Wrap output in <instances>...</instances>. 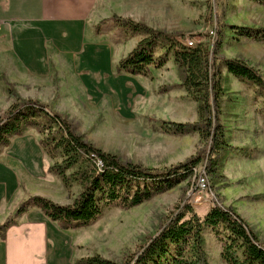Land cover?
Segmentation results:
<instances>
[{
	"label": "rangeland",
	"instance_id": "374dc122",
	"mask_svg": "<svg viewBox=\"0 0 264 264\" xmlns=\"http://www.w3.org/2000/svg\"><path fill=\"white\" fill-rule=\"evenodd\" d=\"M103 1L106 2L102 19L94 27L96 32L103 33V39L116 43L123 55L139 39L149 37L145 30L134 31L118 24L115 16L164 32L171 40L159 38L154 57L168 52L167 63L161 68L152 66L148 76H132L118 71L119 62L113 72L116 78H111L105 73H95V65L83 62L77 78L68 79L67 73L64 74L65 85L58 88V94L55 87L47 90L35 86L28 91L34 90V97L42 99L49 115L59 114L78 136L116 155L123 163L161 172L199 153L208 156L209 146L201 142L198 133L179 134L163 128L164 122L198 121L197 104L182 86L171 45L178 47L188 40L194 41L195 46L210 45L214 36L211 33L218 35L221 25L225 24L220 56L242 60L264 77V38L255 31L243 37L231 29V26L264 28V5L256 0ZM100 76H104L103 80H99ZM99 81L105 82L104 86L100 87ZM59 83L57 79L55 86ZM222 84L220 118L230 148L222 157L219 176L213 178L207 174L204 158L194 175L177 180L179 182L172 187L158 191L143 204L131 209L111 206L90 225L66 230L71 248L62 264H75L79 259L96 255L122 264L142 252L185 204L192 205L201 218L216 204L232 208L264 242V91L229 74L225 67ZM110 88L114 92L110 93ZM2 92L0 116L15 103L8 97L7 88ZM61 92L68 94L64 96ZM45 133L34 126H25L11 137L9 146L1 147L0 154L15 153L18 148L30 151L31 158L19 165L22 171L31 174L29 181L24 177L21 182L29 197L40 196L57 204L70 205L82 189L78 184L66 188L61 178L51 172V167L61 162L62 157L60 152L50 154L42 145ZM72 173L73 170L68 172ZM201 175L207 177L205 187L199 180ZM27 188H32L30 193ZM28 205L27 210L37 208L31 202ZM204 235L210 264H226L221 258L222 245L213 230L207 228Z\"/></svg>",
	"mask_w": 264,
	"mask_h": 264
},
{
	"label": "trees",
	"instance_id": "16d2710c",
	"mask_svg": "<svg viewBox=\"0 0 264 264\" xmlns=\"http://www.w3.org/2000/svg\"><path fill=\"white\" fill-rule=\"evenodd\" d=\"M264 5V0H256ZM118 24L134 31L145 30L149 37L142 39L136 48L123 58L119 72L132 76H148L150 68L163 67L168 52L154 57L157 40H171L164 32L154 31L133 21L114 17ZM225 24L218 35L214 33L210 45L194 48L171 45L174 62L182 76V86L197 104L196 123L164 122L163 128L179 134L198 133L201 142L209 146L208 156L200 153L185 162L164 171L123 163L116 155L106 153L78 136L73 126L59 114L49 115L47 106L36 100L23 99L14 85H7L8 97L15 100L4 116H0V151L10 145L13 135L25 126H34L46 134L42 145L50 154L60 152L61 162L51 167L66 188L78 184L82 191L70 205L57 204L47 198L35 196L18 209L16 216L25 213L28 204L34 206L62 230L87 226L103 215L111 206L131 209L150 200L155 193L172 187L177 180H185L195 174V169L207 159V174L219 176L221 160L230 145L221 124L224 97L223 67L238 79H243L264 91V77L246 62L220 56L225 39ZM240 36L249 37L258 32L264 38V28L231 26ZM217 36V37H216ZM43 116V118H40ZM56 128V130L54 129ZM72 174H68L72 171ZM151 184V185H148ZM153 186V187H152ZM12 220L0 226V236L5 237ZM211 228L222 245L221 258L226 264H264V242L250 225L232 208L216 204L201 218L190 204L179 207L160 233L132 259L122 264H210L206 251L205 230ZM75 264H118L98 255L82 258Z\"/></svg>",
	"mask_w": 264,
	"mask_h": 264
},
{
	"label": "crops",
	"instance_id": "0c3cea01",
	"mask_svg": "<svg viewBox=\"0 0 264 264\" xmlns=\"http://www.w3.org/2000/svg\"><path fill=\"white\" fill-rule=\"evenodd\" d=\"M104 2L0 0L1 95L2 89L12 84L23 99L41 102L42 99L34 97V90L29 92L28 88L55 87L58 94V88L65 85L64 74L67 73L68 79L77 78L83 62L95 65V73L115 77L113 72L118 63L141 39L123 55L116 43L103 39V33L96 32L94 27L102 19ZM57 79L61 83L55 86ZM103 84L99 81L100 87ZM111 89L110 93L114 92ZM112 97L110 94L111 103ZM29 152L18 148L15 153L0 154V226L14 219L5 237L0 236V264H62L71 248L67 242L68 230H62L37 208L16 216L21 205L34 197H29L21 185L24 177L27 181L31 179V174L19 166L31 158ZM31 189L27 188L29 193Z\"/></svg>",
	"mask_w": 264,
	"mask_h": 264
},
{
	"label": "built area",
	"instance_id": "2783aa9c",
	"mask_svg": "<svg viewBox=\"0 0 264 264\" xmlns=\"http://www.w3.org/2000/svg\"><path fill=\"white\" fill-rule=\"evenodd\" d=\"M212 35H214V33H211ZM187 43H188V45L191 47V48H194V47H196L195 45H194V41H192V40H188V41H186V43H185V45L187 46ZM206 179H207V177L205 176V175H201L200 176V178H199V180H200V182H201V185H202V187H205L206 186Z\"/></svg>",
	"mask_w": 264,
	"mask_h": 264
},
{
	"label": "bare ground",
	"instance_id": "6f19581e",
	"mask_svg": "<svg viewBox=\"0 0 264 264\" xmlns=\"http://www.w3.org/2000/svg\"><path fill=\"white\" fill-rule=\"evenodd\" d=\"M186 43V42H185ZM185 43H184V45H185ZM186 46V45H185ZM187 47H190L189 45H188V43H187ZM191 48V47H190Z\"/></svg>",
	"mask_w": 264,
	"mask_h": 264
}]
</instances>
